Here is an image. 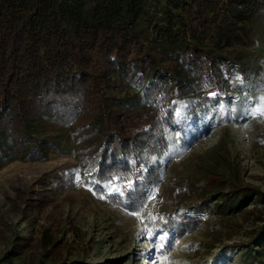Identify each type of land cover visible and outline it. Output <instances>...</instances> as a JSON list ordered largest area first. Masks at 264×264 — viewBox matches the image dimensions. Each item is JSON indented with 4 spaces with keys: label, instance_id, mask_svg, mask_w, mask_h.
<instances>
[{
    "label": "trees",
    "instance_id": "obj_1",
    "mask_svg": "<svg viewBox=\"0 0 264 264\" xmlns=\"http://www.w3.org/2000/svg\"><path fill=\"white\" fill-rule=\"evenodd\" d=\"M257 19L264 22V0H0V165L44 161L55 146L42 132L50 120L76 137L80 183L108 205L144 216L171 149L167 128H176L181 143L189 128L205 125L207 108L225 112L228 99L242 103L232 120L246 119L248 88L232 83L234 75L244 78L243 69L225 48L233 35L239 40L237 30L254 32ZM139 41L148 54L140 92L147 107L116 117L114 105L134 104L109 98L105 87L123 67L140 68L129 61ZM234 85L239 91L229 94ZM178 106L185 125L176 122ZM229 176L234 188L222 192L193 175L180 185L170 174L165 190L173 210L145 217L146 227L180 238L208 213L217 238L237 234L238 213H253L244 204L264 193L239 185L231 168ZM209 188L218 195L213 203L204 195ZM193 195L199 201L186 205ZM243 235V264H264V213ZM51 243L46 235L42 248Z\"/></svg>",
    "mask_w": 264,
    "mask_h": 264
},
{
    "label": "rangeland",
    "instance_id": "obj_2",
    "mask_svg": "<svg viewBox=\"0 0 264 264\" xmlns=\"http://www.w3.org/2000/svg\"><path fill=\"white\" fill-rule=\"evenodd\" d=\"M254 32L237 30L226 53L235 58L243 76L234 75L232 83L248 88L245 117L242 123L232 120L231 113L241 102H226V111L204 112L203 127L196 123L180 143L176 128H167L169 155L162 161L159 182L151 188L144 216L111 206L90 188L80 183V168L72 151L76 137L66 128L46 120L45 135L55 146L44 161L13 159L0 165V264H243L244 233L258 215L264 213V196H254L238 213L237 234L216 237L207 223L216 220L206 213L198 229L173 238L165 233L153 234L145 225V217L156 219L173 210L166 194L171 174L182 185L188 175L218 184L219 191L234 188L230 168L236 182L256 186L264 193V117L251 115L264 97V22H254ZM144 41L130 48L129 61L137 70L123 67L105 87L109 98H124L134 107L114 105L116 117L138 115L146 109L141 97L144 86L142 61L147 58ZM228 85V84H227ZM237 94V86L226 87ZM230 101V102H229ZM185 113L177 107L178 124L185 125ZM212 189L204 195L218 198ZM199 201L193 195L186 205ZM52 236V243L42 248L41 241ZM169 240V244L165 242Z\"/></svg>",
    "mask_w": 264,
    "mask_h": 264
},
{
    "label": "snow or ice",
    "instance_id": "obj_3",
    "mask_svg": "<svg viewBox=\"0 0 264 264\" xmlns=\"http://www.w3.org/2000/svg\"><path fill=\"white\" fill-rule=\"evenodd\" d=\"M251 115H258V116L264 117V97H261L259 106L255 107L252 110Z\"/></svg>",
    "mask_w": 264,
    "mask_h": 264
}]
</instances>
